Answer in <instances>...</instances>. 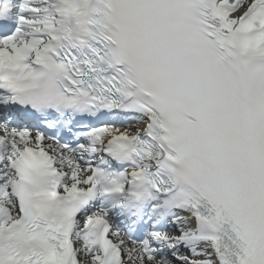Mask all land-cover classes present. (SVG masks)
Listing matches in <instances>:
<instances>
[{
	"label": "snow or ice",
	"instance_id": "1",
	"mask_svg": "<svg viewBox=\"0 0 264 264\" xmlns=\"http://www.w3.org/2000/svg\"><path fill=\"white\" fill-rule=\"evenodd\" d=\"M0 264H264V0H0Z\"/></svg>",
	"mask_w": 264,
	"mask_h": 264
}]
</instances>
